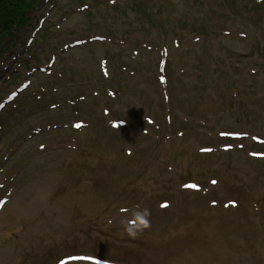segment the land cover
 <instances>
[{"label": "rangeland", "instance_id": "obj_1", "mask_svg": "<svg viewBox=\"0 0 264 264\" xmlns=\"http://www.w3.org/2000/svg\"><path fill=\"white\" fill-rule=\"evenodd\" d=\"M33 2L0 50V105L31 82L0 110V264L62 248L136 264H264V159L246 160L264 157V0ZM199 165L219 167L253 207L187 223L201 201L181 175ZM139 209L150 226L131 237ZM139 235L143 260L131 254Z\"/></svg>", "mask_w": 264, "mask_h": 264}, {"label": "trees", "instance_id": "obj_2", "mask_svg": "<svg viewBox=\"0 0 264 264\" xmlns=\"http://www.w3.org/2000/svg\"><path fill=\"white\" fill-rule=\"evenodd\" d=\"M32 4L33 0H0V44L13 37L12 29L27 24Z\"/></svg>", "mask_w": 264, "mask_h": 264}, {"label": "clouds", "instance_id": "obj_3", "mask_svg": "<svg viewBox=\"0 0 264 264\" xmlns=\"http://www.w3.org/2000/svg\"><path fill=\"white\" fill-rule=\"evenodd\" d=\"M149 211L147 209H139L134 214V223L126 225V230L131 237H136L139 232L150 226Z\"/></svg>", "mask_w": 264, "mask_h": 264}, {"label": "snow or ice", "instance_id": "obj_4", "mask_svg": "<svg viewBox=\"0 0 264 264\" xmlns=\"http://www.w3.org/2000/svg\"><path fill=\"white\" fill-rule=\"evenodd\" d=\"M77 128H79V127H81V124H76L75 125ZM41 147H43V145H41ZM205 151H210V149H204ZM213 183H215V181H213ZM186 187H191V188H197L198 186L197 185H195V184H192V185H186ZM3 203V201H0V204H2ZM231 203H235V202H231ZM163 207H167V204H164V205H162ZM61 264H63V262H61Z\"/></svg>", "mask_w": 264, "mask_h": 264}]
</instances>
